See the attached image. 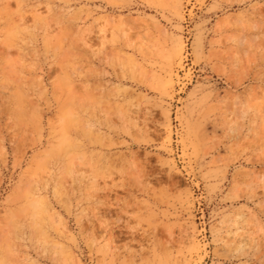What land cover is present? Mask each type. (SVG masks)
Listing matches in <instances>:
<instances>
[{
	"label": "rangeland",
	"instance_id": "374dc122",
	"mask_svg": "<svg viewBox=\"0 0 264 264\" xmlns=\"http://www.w3.org/2000/svg\"><path fill=\"white\" fill-rule=\"evenodd\" d=\"M0 264H264V0H0Z\"/></svg>",
	"mask_w": 264,
	"mask_h": 264
},
{
	"label": "bare ground",
	"instance_id": "6f19581e",
	"mask_svg": "<svg viewBox=\"0 0 264 264\" xmlns=\"http://www.w3.org/2000/svg\"><path fill=\"white\" fill-rule=\"evenodd\" d=\"M177 51L180 52V49H178Z\"/></svg>",
	"mask_w": 264,
	"mask_h": 264
}]
</instances>
